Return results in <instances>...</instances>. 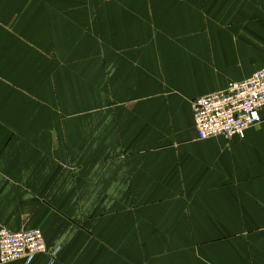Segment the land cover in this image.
Returning a JSON list of instances; mask_svg holds the SVG:
<instances>
[{
  "label": "crops",
  "instance_id": "1",
  "mask_svg": "<svg viewBox=\"0 0 264 264\" xmlns=\"http://www.w3.org/2000/svg\"><path fill=\"white\" fill-rule=\"evenodd\" d=\"M262 69L264 0H0V229L43 231L30 264H264V110L201 141L192 109Z\"/></svg>",
  "mask_w": 264,
  "mask_h": 264
},
{
  "label": "built area",
  "instance_id": "2",
  "mask_svg": "<svg viewBox=\"0 0 264 264\" xmlns=\"http://www.w3.org/2000/svg\"><path fill=\"white\" fill-rule=\"evenodd\" d=\"M192 109L199 140L244 138L249 129L262 123L264 69L245 81L231 82L220 92L194 100ZM45 251L41 229L21 232L0 229V264L18 261L30 264Z\"/></svg>",
  "mask_w": 264,
  "mask_h": 264
}]
</instances>
